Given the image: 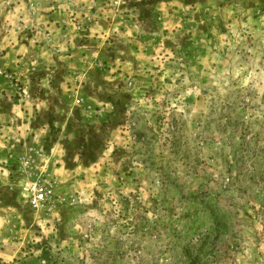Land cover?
<instances>
[{
	"label": "rangeland",
	"instance_id": "1",
	"mask_svg": "<svg viewBox=\"0 0 264 264\" xmlns=\"http://www.w3.org/2000/svg\"><path fill=\"white\" fill-rule=\"evenodd\" d=\"M12 1L0 264H264V0Z\"/></svg>",
	"mask_w": 264,
	"mask_h": 264
},
{
	"label": "built area",
	"instance_id": "2",
	"mask_svg": "<svg viewBox=\"0 0 264 264\" xmlns=\"http://www.w3.org/2000/svg\"><path fill=\"white\" fill-rule=\"evenodd\" d=\"M28 201L32 206L40 205L52 198V187L50 184L34 180L26 186Z\"/></svg>",
	"mask_w": 264,
	"mask_h": 264
},
{
	"label": "crops",
	"instance_id": "3",
	"mask_svg": "<svg viewBox=\"0 0 264 264\" xmlns=\"http://www.w3.org/2000/svg\"><path fill=\"white\" fill-rule=\"evenodd\" d=\"M12 2L15 3L16 1L13 0ZM33 4H34V3L31 4V7H33ZM14 5H17V4H14ZM61 6H62V5H58V6H56V5L54 4V6H49L48 9H52V13H54L55 11L58 12V13H60V11H61V9H62ZM60 8H61V9H60ZM15 11H16V12H15ZM56 12H55V13H56ZM7 13H8V17H10V18L12 17V20H13V19H16V18H17V13H19V11H18V7L15 8L14 6H12V8H11L10 10H7ZM38 14H39V13H38ZM18 15H19V14H18ZM10 18H9V19H10ZM48 20H49V18H48L47 20H45V21L48 22ZM54 22H55V21H54ZM48 23H51V22H48ZM13 45H14V43H13L12 45L9 44V45H8V46H9V49H10V46H13ZM13 47H14V46H13ZM1 112H2V111H0V114H1Z\"/></svg>",
	"mask_w": 264,
	"mask_h": 264
}]
</instances>
